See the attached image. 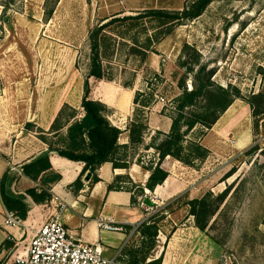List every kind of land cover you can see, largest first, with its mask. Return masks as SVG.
Instances as JSON below:
<instances>
[{"label":"rangeland","instance_id":"374dc122","mask_svg":"<svg viewBox=\"0 0 264 264\" xmlns=\"http://www.w3.org/2000/svg\"><path fill=\"white\" fill-rule=\"evenodd\" d=\"M193 1L0 0V154L14 164L48 148L41 130H50L61 108L68 104L82 112L90 33L107 23L101 33L110 47L103 57L107 76L91 83L93 96L124 131L121 143L129 142L137 92L155 90L144 142L133 151L127 170L135 183L142 182L144 166L159 158L155 148L146 147L171 130L172 100L182 93L179 80L185 77L187 88H193V74L182 66L185 59L195 61L193 50L184 56L189 45L201 55V64L214 70L213 80L238 88L241 97L212 128L202 133L199 126L191 134L210 149L205 161L186 165L165 158L173 192H137V205L145 218L160 219V231L150 251L141 234L128 247L149 251L141 264L164 253L179 264H264V115L254 116L247 102L264 94V0H215L181 25L164 26L149 16L152 10L182 11ZM138 15L143 17L123 20ZM255 146L259 149L247 153ZM231 184L227 204L202 231L189 201L208 191L219 194Z\"/></svg>","mask_w":264,"mask_h":264},{"label":"trees","instance_id":"16d2710c","mask_svg":"<svg viewBox=\"0 0 264 264\" xmlns=\"http://www.w3.org/2000/svg\"><path fill=\"white\" fill-rule=\"evenodd\" d=\"M213 1L215 0H194L182 11L152 10L149 12V16L153 15L164 26L170 23L181 25L183 24L182 21L194 20L201 16ZM138 16L125 17L123 20L143 17V15ZM116 20L119 19H112L113 22ZM105 25L107 23L90 33L91 62L90 71L84 84V95L81 102L82 112L80 113L76 107L65 104L51 124L50 130H41V138L48 145L47 150L22 166L24 175L37 183L35 187L26 191L27 195L37 204H45L51 200L53 196L50 191L51 185L62 178L61 174L53 169L50 160L51 153H57L62 157L83 164L80 176L72 185L74 190L78 191L84 186V176L92 184L99 182L101 179L98 176V170L107 162L112 163L114 169L128 170L132 163L133 151L144 142V135L148 129L145 116L155 101L153 88L149 86L148 91H138L135 96L136 107L128 128V143H121L120 139L124 131L109 119L107 105L93 96L91 81L100 82L107 76L103 57L108 54L110 47L107 45L106 36L101 35ZM147 50L144 58L147 55ZM189 50L195 52V61L190 63L188 59H185L182 66L187 68V74H193V88L190 90L187 88L185 77L179 80L178 85L182 89V93L172 100L173 105L170 107L171 130L165 134L162 140L154 136L152 144L146 147V149L155 148L159 154L155 164L151 162L144 166L145 169L151 171L146 185L135 183L129 174H122L117 175L115 181L109 186V190L124 189L131 191L135 204H137V192H152L168 178L169 172L163 167V161L166 157H173L186 165H194L196 161L203 162L208 158L210 150L191 134L199 126L202 133L212 128L231 107L235 99L241 97L238 88L223 87L213 80L214 70H207V65L201 64V55L196 49L185 45L184 56L190 55ZM247 102L251 105L254 116L264 115L263 93L253 94L247 99ZM255 127H258L257 122ZM48 135L53 136L57 141L48 139ZM157 140L160 141L157 142ZM257 149L259 147L255 146L247 153L253 154ZM234 172L235 170L229 172L227 178ZM14 179L15 176H12L10 171L4 174L0 181L1 195L9 210L17 212L20 218L26 219L30 205L25 195H15L11 192L10 187ZM127 183L131 187L123 185ZM232 189L233 184L219 194L208 191L203 196L189 201L190 214L194 216L195 224L199 229L206 231L210 228L212 220L220 214L223 210L222 207L227 204ZM156 217L152 216L139 228L142 243L144 247L149 248V251L155 247L160 231L158 225L160 219L157 220ZM148 252L136 250L134 247L126 245L122 250V260L127 259L129 264H141L147 260ZM161 263L162 257L147 264Z\"/></svg>","mask_w":264,"mask_h":264},{"label":"crops","instance_id":"0c3cea01","mask_svg":"<svg viewBox=\"0 0 264 264\" xmlns=\"http://www.w3.org/2000/svg\"><path fill=\"white\" fill-rule=\"evenodd\" d=\"M124 143H128V141ZM46 150L47 148H44L17 163L14 162L13 165L22 170L23 164ZM50 160L54 171L62 176L60 181L51 185L50 191L53 197H58V200L65 205L64 221L66 225L80 234L87 242L102 244L107 256L117 254L126 246L129 230L145 219L142 209L139 205L133 203V193L131 191L124 189L109 190V186L115 181L117 175L129 174L132 176V173H128L126 169H114L112 163L107 162L98 170V176L101 179L99 182L92 184L90 180L83 179V188L75 191L72 185L80 176L83 164L62 157L57 153H51ZM9 163L10 161L0 154V181L4 174L10 171ZM10 173L15 176L10 187L11 192L15 195H25L29 205L33 206L30 201L32 198L27 195L26 191L35 187L37 183L24 174L19 176L15 171H10ZM150 174L151 171L149 170L142 171L144 179L142 182L137 183L145 186ZM158 187V192L161 194H169L175 190L169 176ZM6 209L8 208L0 191V264L11 253L22 250L30 239V234L25 229L4 226ZM100 216L113 217L117 224L124 226L125 230L122 232L101 231L97 226V219ZM168 256V253L162 255L161 264H179L177 261L175 263V261L170 260Z\"/></svg>","mask_w":264,"mask_h":264},{"label":"built area","instance_id":"2783aa9c","mask_svg":"<svg viewBox=\"0 0 264 264\" xmlns=\"http://www.w3.org/2000/svg\"><path fill=\"white\" fill-rule=\"evenodd\" d=\"M10 171L22 176L23 169L9 163ZM30 206L26 219L20 218L17 212L6 209L4 226L25 229L30 239L22 250H16L6 257L1 264H124L123 253L107 256L100 243H90L70 229L64 221L65 205L53 197L45 204L34 203ZM32 207V208H31ZM148 220L133 226L126 240V245L140 234L139 228ZM97 226L101 231L122 232L123 225L115 222L113 217L100 216Z\"/></svg>","mask_w":264,"mask_h":264}]
</instances>
